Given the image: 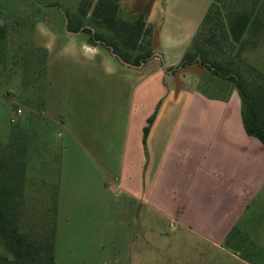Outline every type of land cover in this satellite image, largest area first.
<instances>
[{
    "label": "rangeland",
    "instance_id": "1",
    "mask_svg": "<svg viewBox=\"0 0 264 264\" xmlns=\"http://www.w3.org/2000/svg\"><path fill=\"white\" fill-rule=\"evenodd\" d=\"M33 1L5 2L11 12L0 42V143L20 146L23 182L14 205L26 231L53 237L55 264H264V147L243 129L234 84L224 79L221 88L197 63L178 67L181 58L166 68L172 74L163 69L150 89L134 93L142 72L128 80L105 46L66 32L53 9L34 15ZM128 1L119 16L150 20L155 53L171 48L167 60L186 45L206 2ZM69 41L87 49H63ZM243 56L264 71V44ZM164 63L151 58L143 73ZM173 138L183 140L182 169H190L201 140L214 151L212 190L194 183L195 207L172 187L167 207L156 195L142 201L143 186L156 180L159 144Z\"/></svg>",
    "mask_w": 264,
    "mask_h": 264
},
{
    "label": "trees",
    "instance_id": "2",
    "mask_svg": "<svg viewBox=\"0 0 264 264\" xmlns=\"http://www.w3.org/2000/svg\"><path fill=\"white\" fill-rule=\"evenodd\" d=\"M6 1L0 0L4 6H0V19H4L0 42L5 39L6 18L11 12ZM33 4L34 15L53 9L62 15L66 32L88 34L89 43L105 46L110 52L112 48L133 66L154 58L153 28L142 17L127 21L119 16L120 0H46L44 4L34 0ZM257 43L264 44V0H213L178 67L197 63L214 76L231 81L240 94L245 131L264 144V71L245 63L243 56ZM19 151V144L0 143V264H55L53 237H33L19 223L15 211L23 182Z\"/></svg>",
    "mask_w": 264,
    "mask_h": 264
},
{
    "label": "crops",
    "instance_id": "3",
    "mask_svg": "<svg viewBox=\"0 0 264 264\" xmlns=\"http://www.w3.org/2000/svg\"><path fill=\"white\" fill-rule=\"evenodd\" d=\"M212 1L213 0H206L205 6H204L203 11L201 12V14L199 16V20H198L197 24L194 25L192 27V29L190 30V37L185 42L186 45L181 46V47L173 50L175 52H180L176 58H174L172 60H167L166 57L171 54L169 51V49H171V48H170V46H164L162 54H156L155 53L156 55H160V57L156 56L154 58H156L157 60H160L161 62L165 61V63L162 64V66H159V68H155V71L148 72V74H144L143 72L145 70L146 63H142L140 66H137V67L136 66H126V65H124L123 67H120V66L117 67L118 71L121 73L122 76L126 77L128 80L131 79L132 81L135 78V76H137L136 75L137 72H142V73H140L141 79L139 80L138 84L136 86L132 85V90L134 93H135L134 87H136V92L143 89L145 86H146L147 90L150 89L151 88L150 86H152L151 84H149L150 81H153L156 78L155 76L161 75V72L163 71V69L170 74H172L174 72L175 68H174V70H169V71H167L166 68L178 64V62L182 58L183 54L185 53L186 48L189 45L191 39L197 33L199 26L201 24V21L203 20L205 14L207 13V10H208ZM120 2L121 3H120V8H119V13H120V11L124 10V6H128L129 1L123 0ZM132 7H134L133 4H132ZM55 14L57 15L59 13L55 12ZM150 17L152 18V15ZM147 23L149 25H151V27L153 28V25H152L153 23L150 20H149V22L147 21ZM153 32L155 33L154 30H153ZM158 40L159 39H157L156 42H158ZM156 42H155V45H156ZM63 44H64V45H62L63 49H66L67 51L79 50V46H81V44H82V49L83 48L85 49L87 47L85 42H78V41H69V42H66ZM96 51H98V50H94V52H96ZM99 52L101 53V51H99ZM109 59H111V58H109ZM111 60H113V59H111ZM211 79H213L212 76H211ZM222 80H224V79H218L219 86L221 88L223 87V82H221ZM231 90L234 91L236 89L231 88ZM143 92L144 91H142V94H143ZM238 104L241 107V98L238 100ZM240 111H241V109H240ZM210 125H211V131L214 130L213 124H210ZM242 126H243V129L245 131L243 122H242ZM245 133L247 134L246 131H245ZM248 136L254 138L258 144H260L262 147H264V144L258 138L251 136V135H248ZM147 139L144 142L145 146L148 145L149 140H150L149 144L152 142V139H150V138L148 140ZM198 143H200L199 147L195 148V154L191 157L190 169H182V164L180 161H181V158L183 155L182 150H181L183 140L181 138H173L167 142L164 139L159 144V145H164V149H163L162 159L160 160V158H159L160 164L156 168V172H157V174L155 176L156 180H155V183L152 185V187H149V186L144 187L143 186L144 199L141 198L142 201H144L146 204L149 205V201L155 199V195H156L157 200L164 203L166 200H168L167 195L170 192V188L172 187L174 190L171 191V193H179V199L181 202L189 199L190 202L192 203L193 207H195L194 202H196L199 198L192 196V192L190 190L191 186L194 185V183L199 182L203 187H205L206 185H209L210 189L212 190L213 181L209 182L208 175L212 171V152H214V151L209 149L210 144L208 143V140H206V142H205V140L204 141L201 140ZM244 149L247 150L248 148L244 147ZM148 158H150L152 161V157L150 155L148 156ZM155 158L156 157L153 156L154 161H156ZM201 163H206V167L204 170L199 171V168L202 166ZM148 167L149 166H147V168ZM209 167L211 168V170L208 169ZM185 184H188V186H190V187L185 186ZM99 186H101V188L106 187V182H104V181L100 182ZM157 192H158V195H157ZM199 194H201L200 188L198 189V197H199ZM192 201H194V202H192ZM164 206L167 207L165 205V203H164ZM235 221H234V223H235ZM202 237H204V236H202ZM239 262H241V263H238V264H246L247 263V261H242V260H239Z\"/></svg>",
    "mask_w": 264,
    "mask_h": 264
},
{
    "label": "water",
    "instance_id": "4",
    "mask_svg": "<svg viewBox=\"0 0 264 264\" xmlns=\"http://www.w3.org/2000/svg\"><path fill=\"white\" fill-rule=\"evenodd\" d=\"M111 52H112V54H113L115 57H117V58L120 60V62L123 63L124 65H126V66H133L132 64H130V63L124 61L123 59H121L116 53L113 52L112 48H111Z\"/></svg>",
    "mask_w": 264,
    "mask_h": 264
},
{
    "label": "built area",
    "instance_id": "5",
    "mask_svg": "<svg viewBox=\"0 0 264 264\" xmlns=\"http://www.w3.org/2000/svg\"><path fill=\"white\" fill-rule=\"evenodd\" d=\"M17 112H18V113H21V109H18Z\"/></svg>",
    "mask_w": 264,
    "mask_h": 264
}]
</instances>
